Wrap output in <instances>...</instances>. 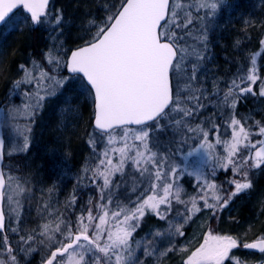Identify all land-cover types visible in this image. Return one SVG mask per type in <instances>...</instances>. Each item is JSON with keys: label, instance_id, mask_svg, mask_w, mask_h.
<instances>
[{"label": "snow or ice", "instance_id": "snow-or-ice-1", "mask_svg": "<svg viewBox=\"0 0 264 264\" xmlns=\"http://www.w3.org/2000/svg\"><path fill=\"white\" fill-rule=\"evenodd\" d=\"M49 3L50 0H0V27L16 28L11 16L22 8L28 14L22 23H30L34 29L47 24L50 34L56 33L51 38L58 40L64 16L59 11L52 14ZM221 3L222 0H195L194 4L186 0L184 4L176 0H120L116 10L110 8V14L99 24L88 21L86 31L90 35L83 44L69 50L70 54H62L56 44L42 53L51 72L36 62L33 70L19 65L23 77L13 82L14 90L27 85L24 96L28 101L14 114L0 105V128L16 116L34 114L47 97L65 88L79 89V95L87 93L94 128L89 143L97 162L86 179L97 189L98 199L76 211L74 197L66 207L72 209L67 217L57 216L53 224L49 214L45 223L28 234L13 228L19 237L17 245L13 247L8 236L3 237L0 264H21L19 255L35 251L33 245L44 239L49 241V255L41 264H143L134 254V242L142 247L145 256H154L158 251L155 239H133L146 215H154L168 225L149 233L167 240V247L160 251V256H166L176 251L173 238L185 236L184 228L196 213L208 210L209 221L218 219L237 195L252 187L250 170L264 166V139L252 143L251 129L237 118L236 109L249 94L264 98V79L256 66L257 56L264 53V39L259 41L260 50L251 54L249 65L238 68L224 89L214 83L209 95L198 76L207 45L197 22L214 16ZM185 6L187 11L181 16L179 10ZM60 69H66V74L61 75ZM209 106L215 109L213 115L224 118L226 128L231 129L230 139L217 135L215 145L209 142L210 133L199 124L196 128L190 126V118ZM257 123L258 134L264 137V125ZM185 125L186 136L200 133L196 151L205 153L211 176L215 178L221 170L231 172L223 184L210 180L199 169L187 172L196 178L198 192L187 202L182 199L178 183L182 170L156 150L159 134L174 126L183 129ZM219 127L215 125L217 133ZM28 146L25 138L23 150ZM216 146L222 147L223 152ZM20 150L18 147L15 151ZM128 165L138 175L127 172ZM117 174L121 177L119 182L115 179ZM125 177L134 182L135 198L129 196L126 203H119L111 193L120 183H126ZM27 183L18 172L5 169L0 152V232L7 231L6 215L10 223L15 220L20 224L23 202L31 199L35 191L33 188L29 192ZM173 200L184 204L185 210L174 208ZM208 228L203 242L187 255L183 264H243L233 252L241 246L264 254V234L241 242L232 235L216 233L210 223Z\"/></svg>", "mask_w": 264, "mask_h": 264}, {"label": "trees", "instance_id": "trees-1", "mask_svg": "<svg viewBox=\"0 0 264 264\" xmlns=\"http://www.w3.org/2000/svg\"><path fill=\"white\" fill-rule=\"evenodd\" d=\"M176 2L184 4L185 0H176ZM194 2L195 0H186V3L194 4ZM119 3L120 0H51L49 11L52 14L59 11L64 16L63 31L58 40L64 48H67V53H70L69 50H73L83 44L84 40L88 38L90 34L85 33L84 26L92 18H101L103 16L100 9L113 5L115 7L111 9L115 11ZM179 11L181 16H184L187 7H182ZM16 15H18L20 21H23L26 17L22 11L17 12ZM263 21L264 0H222L214 16L197 22V27L206 35L207 45L205 50L206 59L202 62L200 70H203L205 67L218 70L219 76L223 80L221 89L225 88V84L233 78L238 68L249 65L251 54L260 50L259 41L264 39ZM252 22L260 25L261 30L255 31L251 28ZM22 24L26 26V29L21 30L19 33H12L13 35L6 33L3 39L0 38V105H4L6 112L9 114H14L18 108L22 110L24 103L28 101V97L24 96V90L28 87L27 85H22L19 89L14 90L13 82L23 77V72L19 75L20 77H16L19 65L23 64L27 69L33 70V62H36L46 71L51 70V65L43 60L42 53L48 49L46 47L48 36L51 38L56 33L50 34L49 27L46 26L47 24L39 25L35 29L30 23ZM248 36L251 37L248 43L250 45L249 56L243 53L238 54L239 50L236 49V46L240 47L241 44L239 43H247ZM256 59L258 73L261 79H264V74H262L264 71V53L257 56ZM59 71L61 75L66 74V69H60ZM77 90L65 88L61 93L58 92L56 95L47 97L43 101H52L47 108H38L34 114L29 112L27 115L16 116L15 120L10 119L7 125L3 127L5 136H7L6 129L13 126L17 131L22 133L24 140L27 138L28 145L32 142L34 143V146H29L26 149V152L18 151L13 152L11 155H5V169H7L8 165L7 157L12 158V164L9 163V165L13 173L24 174L29 180L30 177H33L34 180L45 178L47 181L42 183V187L44 190H47L53 177L50 170L54 169L52 167L56 163V158L58 157V160L66 163L70 174H73L74 177L68 181V185L67 183L65 184L67 190L61 201L62 203L60 204L57 201V204L59 203V205H56L58 210L57 216L62 215L64 217H67L72 211L71 208H67L66 210V207L74 197L76 199V211L87 207L90 200L95 203L98 199L97 189L86 179V177L92 175L89 169L93 168L97 162L89 143L90 135L94 132L92 127V105L89 101L82 100ZM255 90L258 92V87ZM61 94L67 96L68 99H72L69 106L74 108V114L76 115L68 119V123L71 126L63 127L62 129L65 130L60 132L57 130V126H59L57 109L62 101L58 102L54 100H57ZM245 100L248 102L247 99ZM203 102L207 103V101ZM243 109L244 106L239 101L236 109L238 119L241 117ZM214 112L215 109L213 107H206L198 115L190 118V126L196 128L199 124L200 128L210 133L209 139H212L217 134L215 125L219 124V132H222L220 128L226 125L225 119L219 118L218 115H213ZM239 112L240 115L238 116ZM206 114L209 116L208 120L205 121ZM261 121L264 123V112L261 116ZM187 127L188 125H185L183 129L180 126L171 127L167 132L159 134L156 141V150L159 155L161 157L166 155L175 165L180 162L183 154L188 155L192 153L200 143L201 137L199 132L185 135ZM153 135L156 136L157 134L154 132ZM227 137L226 135L221 136L222 139ZM99 146H102V144ZM217 148L221 149L220 146H217ZM87 152L89 155H87ZM13 161L16 165H13ZM126 171L133 173V175H138L134 173L131 165L126 166ZM185 171L190 172L186 168ZM200 172L203 175H207L210 180L215 179L217 184H223L226 176H231V172L226 174L221 170L213 178L210 174L209 162L203 166ZM115 179L119 182L121 180L120 175L117 174ZM125 179L126 183H120L119 188H113L111 193L114 200L119 203H126L129 196H132L133 199L135 198L132 192V188L134 187L133 180L129 177H125ZM179 182L184 187L186 199L198 195L197 182L194 176L185 173L181 176ZM251 183L254 184V190L247 196L248 198L243 200L237 195L229 206L223 210L218 219L210 221L211 225L216 222L219 224V222L225 220V217H228L229 226L227 228L232 233L237 231L243 235H254L258 229V236L264 234V173L259 174L255 178H253L252 174ZM174 203V208H177ZM204 213H207V218L211 214L210 211L204 210L203 212L196 213L195 217ZM172 215L175 216V212ZM26 216L23 209V217L20 224H17L15 221L10 223L8 218L5 235L8 236L13 247H16L19 239L13 232V228H17L20 232L28 234L40 223L39 220L30 219ZM72 219L75 220V217H72ZM47 220L45 219L40 224L45 223ZM55 222L54 218L53 224ZM165 223V221L158 220L154 215H146L141 222V227L134 234L133 239L144 234L152 225L159 226ZM218 224L216 233L219 232ZM189 226L190 223L185 227L187 231ZM5 235L0 234V241H2ZM48 244L49 241L44 239L43 243L37 242L33 245L36 249L35 251L30 254L21 253L19 255L21 264H41L42 259L49 255ZM241 253L244 256L253 258L258 256L246 252Z\"/></svg>", "mask_w": 264, "mask_h": 264}, {"label": "rangeland", "instance_id": "rangeland-1", "mask_svg": "<svg viewBox=\"0 0 264 264\" xmlns=\"http://www.w3.org/2000/svg\"><path fill=\"white\" fill-rule=\"evenodd\" d=\"M112 7H113V5H110L108 7H103L102 9H100L102 11L101 13L103 16L101 18H98V17L95 18L94 17L91 20H93L97 24H99L101 21H103L104 19L107 18V16L110 14L109 9ZM11 23H15L17 25V27L14 29H10L8 25H5L4 27H2V29H0V36H1L0 38L1 39H3L5 37L6 33L7 34L19 33L21 30L26 29V26H24L22 24V21H20V19L18 17H14L13 19H11ZM44 25H46V24H44ZM263 25H264V21L262 22V26ZM46 26L49 27L48 25H46ZM87 27H88V23L84 26L85 33L87 32L86 31ZM250 27L253 28L255 31L261 30L260 25H256V24H254V22H252ZM87 34H90V33L87 32ZM247 38H248L246 41L247 43H244V44L239 43V44H241V46L240 47L236 46L237 47L236 49L239 50L238 54L243 53L244 55L249 56V54H250V47L249 46L250 45H248V43L251 40V37L248 36ZM53 44L57 45V47L60 49L62 54L67 53V51H68L67 48H64V47L60 48V45H62V44L59 40L57 42V40H53L52 38H50L48 36L46 47L49 49L52 47ZM36 71H38V70H36ZM48 71L51 72V70H48ZM21 74H22V72L20 71V69L18 67L16 77H20L19 75H21ZM262 74H264V71L262 72ZM198 76H199L201 82L203 83L206 92L209 95L214 91V87H213L214 83L218 84L220 86V88L222 87L223 80L220 78L218 70H216L214 68L205 67L203 70L199 71ZM77 91L79 92V89ZM80 96H81L82 100L84 99L86 101H89L87 93H85L84 95H80ZM49 97H51V96H49ZM245 99H247L248 102ZM54 101H58V102L62 101L61 104L59 105V108L57 109L58 112L56 111L58 114V118H59V126H57V130H59L61 132V131L65 130V129H62L63 127L65 128L67 126H71V124L68 123V119L71 118L72 116H75L76 114H74V112H75L74 108H72V106H69V103L72 101L71 98L68 99L67 96H65L64 94L63 95L61 94L57 98V100L55 99ZM240 102L244 106V109L242 110L241 117L239 119L242 121V123L245 124L246 128L251 129L250 139H251L252 143H255L258 140L264 139V137H261L258 134L259 133V126L257 123V122H260V125H264V123L261 121V116L263 115V112H264V98H260L258 96H253V95L249 94L246 98L241 99ZM51 103H52L51 100H48L47 102H42L41 106L39 108H47ZM89 103L91 104L90 101H89ZM261 113H262V115H261ZM239 115H240V112H239L238 116ZM65 116H67V117H65ZM208 116L209 115L206 114L205 121L208 120ZM220 129H222V132H219L216 135H214L212 137V139L210 138L209 139L210 143H213L215 145V140L217 138V135H219L221 137L222 135L224 136L225 133H227V135H226V136H228L227 139H230L231 129L226 128V125H223ZM6 135H7L6 136V151H7L8 155L13 154V152H17L15 150L18 147L21 149L20 151L26 152V150H23V144H24L25 140L22 137L23 136L22 133L17 131L13 126L12 127L10 126L9 129H6ZM87 139H88V137H87ZM199 145H200V143L198 144L197 149L199 148ZM29 146H31V147L34 146V143L32 142L31 144H29ZM87 148L89 149L88 146H87ZM216 148H217V146H216ZM220 148L221 149L217 148V150L221 153V152H223V149H222V147H220ZM197 149L192 151V153H193L192 155H189V154L184 155L183 154L181 156L182 159L177 164L179 169L183 168L182 171L179 173L178 183L180 184L181 189H182V199L186 202L189 201V199H186V193H185L184 187L179 182V179L181 178V176H183L185 173L188 172V171H185V168L190 170V171H194L196 169L201 170L203 168V166L207 165V163H208V160L206 158L205 153L203 151H196ZM241 151L244 155H248L247 150L242 149ZM87 155H89L88 152H87ZM55 162L56 163L52 167L54 169L50 170L51 175H53V177L51 178V183L49 182L50 186L47 190H44L42 187V183L44 181H47V179L41 178V180H34L33 177H30V180H29V178L26 177V175H24V174L20 175L21 177H23L28 182L26 184V187L29 190V192H31V190L33 188L35 189L34 193H32V198L23 202V209L27 215L26 217L30 218V219H32V218L37 219V220H39L40 223H42L45 219H49V214L52 215L53 219L58 215V210H57L56 205H59V203L60 204L62 203L61 201H62L63 197L65 196V193L67 190L65 188V184L67 183V185H68L69 184L68 181L74 177L73 174H70L69 169L66 166V163L58 160V157L56 158ZM13 165H16L14 161H13ZM263 173H264V166H262L261 168L251 169L249 172L250 181H251L252 174H253V178H255V177L259 176V174H263ZM46 175L48 176V174H46ZM251 184H252V187L250 189L245 190L243 193L239 194L241 199L244 200V199L248 198L247 196L252 193V191L254 190V184L253 183H251ZM62 188H63V190H62ZM209 195H211V193H209ZM57 201H59L58 204H57ZM173 202H175V201L173 200ZM174 205L177 207L176 209H179L180 211L185 210L184 204L174 203ZM188 207H191L190 203H188ZM6 211H7V209H6ZM42 217H43V219H42ZM13 221H15V220H12L11 222H13ZM40 223L38 225H40ZM209 223H210V221H209ZM228 223H229V218L225 217V220H223L222 222H219V224H218V222L212 224V227L214 228V230L216 232V227L218 224V226H219L218 234L232 235L234 237L239 238V240L241 242L253 240L255 237H257L259 235V232L257 233L258 229L256 230L254 235L253 234L252 235L251 234H244L243 235V234L238 233L237 231L232 233L227 228L229 226ZM207 225H208L207 213H204V214H201V215H198L197 217H195L193 219V221L190 222V226L188 227V231L184 228V231H185L184 237H174L173 238V242L175 243L176 251L170 252L166 256H160V251L164 250L167 247V240L166 239H158V238H155L153 236H149V233H154L157 229H160V230L166 229L168 227V225H167V223L161 224L159 226L152 225L151 227H149V229L144 234H142L139 237H136L134 239V241H144L146 237L148 239H155L156 240L155 247L158 249V251L156 252V255L145 256L142 247L138 248L135 242L133 243L134 254H135V256L139 257L141 261H143V264H183V260L187 258V255H190V253L192 251H194L197 247H199V244L203 242V234L209 230V228H208L209 225L208 226ZM247 237H249V238H247ZM240 250H241L240 248H237V249H234L233 252H234L235 256H237L243 262V264H264V254H260L256 258H253L250 256H244Z\"/></svg>", "mask_w": 264, "mask_h": 264}, {"label": "water", "instance_id": "water-1", "mask_svg": "<svg viewBox=\"0 0 264 264\" xmlns=\"http://www.w3.org/2000/svg\"><path fill=\"white\" fill-rule=\"evenodd\" d=\"M16 10H18V9H16ZM16 10H14V12L16 11ZM24 11V10H23ZM25 13V12H24ZM26 15H28L27 13H25ZM93 120V119H92ZM0 136H2V139H3V147L2 148H0V152H2L3 153V160H4V137H3V130H2V128H0ZM0 233H4V232H0ZM244 249V248H243ZM244 250H246V251H248V252H252V253H257V254H260L258 251H254V250H249V249H244Z\"/></svg>", "mask_w": 264, "mask_h": 264}, {"label": "flooded vegetation", "instance_id": "flooded-vegetation-1", "mask_svg": "<svg viewBox=\"0 0 264 264\" xmlns=\"http://www.w3.org/2000/svg\"><path fill=\"white\" fill-rule=\"evenodd\" d=\"M7 163H8V165H7V169H9V168H10L9 163L12 164V158L7 157ZM7 169H6V170H7Z\"/></svg>", "mask_w": 264, "mask_h": 264}]
</instances>
